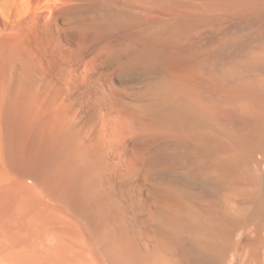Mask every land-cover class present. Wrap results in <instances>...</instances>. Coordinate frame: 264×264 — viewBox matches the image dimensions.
Returning <instances> with one entry per match:
<instances>
[{"label":"bare ground","instance_id":"1","mask_svg":"<svg viewBox=\"0 0 264 264\" xmlns=\"http://www.w3.org/2000/svg\"><path fill=\"white\" fill-rule=\"evenodd\" d=\"M241 3L0 0V225L22 261L264 264L263 72L215 76L194 42L199 8Z\"/></svg>","mask_w":264,"mask_h":264},{"label":"rangeland","instance_id":"2","mask_svg":"<svg viewBox=\"0 0 264 264\" xmlns=\"http://www.w3.org/2000/svg\"><path fill=\"white\" fill-rule=\"evenodd\" d=\"M246 1L249 4L246 3L245 5ZM246 1L242 0L241 3L242 5L237 4V8H238L237 11L235 10L236 5L235 6L233 5V7L231 6L232 8L227 7L225 5H222L221 7L220 5L218 8H214V9L212 7V11L211 10L208 11L209 8H207L205 12L204 8L203 10L199 8L200 11L198 10L196 12L198 21L196 22V27H195V31H196L195 33L196 35H194L195 40L194 39L193 40L194 42H196L195 51L197 52L196 54L198 56L199 68L203 65L201 67L202 69L204 67L203 70L208 71L211 74H214L215 76L220 75V73H222V71L224 70L225 72H227V74L229 73L230 76L233 75L232 76L233 78L237 76L236 78H234V80L237 79L238 77L243 79L245 75L246 78L250 77L251 75H252L251 77H253V75H255V72L257 73L258 69L260 68L261 69L259 71L264 73V60H263L264 59L263 58L264 57V0L257 2L259 6H257L258 4L257 5L255 4L256 0L253 2H251V0H246ZM250 3L254 4V6L250 5ZM244 5L245 7H243ZM248 5H250L252 8L250 7L251 8L250 9ZM224 7L227 9V11L226 9L225 11L223 9L221 10V8ZM245 9H247L248 11L246 10L243 12V10ZM234 10L236 13L237 12L238 13L236 14ZM220 11L222 13H220ZM227 13H229V15H227ZM214 14L215 17L213 16ZM224 14H226L227 16ZM239 14L240 16H238ZM227 19L228 21H226ZM219 29L221 30L223 35ZM220 34L223 36L222 37L223 39L221 38ZM184 42H183V48L186 51L189 48L190 41L187 38H184ZM184 45L187 46L184 47ZM242 60L245 62L248 61L247 62L248 65L245 62H242ZM185 63L186 62H183L180 65L181 66L180 68L184 70V72L186 73L188 72L187 70L188 65ZM199 64H201V66ZM253 67L255 68V71L251 72L250 70L252 69L254 70ZM263 73L262 75H259L260 73L257 74L261 77L263 76L262 78H264ZM240 78L238 79L241 80ZM17 227L18 226L15 223L9 225L8 227H3V228L0 225V259H4L7 264H22V263L28 264L26 260L22 261V259H20L19 257L22 247V242H24L25 238L27 239V236L19 227L18 228Z\"/></svg>","mask_w":264,"mask_h":264}]
</instances>
